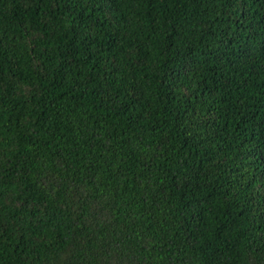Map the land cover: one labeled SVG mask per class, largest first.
<instances>
[{
    "label": "trees",
    "instance_id": "obj_1",
    "mask_svg": "<svg viewBox=\"0 0 264 264\" xmlns=\"http://www.w3.org/2000/svg\"><path fill=\"white\" fill-rule=\"evenodd\" d=\"M0 264H264V0H0Z\"/></svg>",
    "mask_w": 264,
    "mask_h": 264
}]
</instances>
